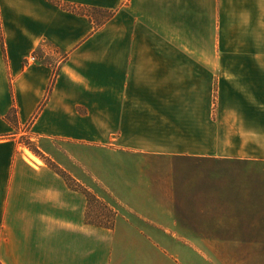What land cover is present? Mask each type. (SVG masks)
Wrapping results in <instances>:
<instances>
[{
  "label": "crops",
  "instance_id": "obj_1",
  "mask_svg": "<svg viewBox=\"0 0 264 264\" xmlns=\"http://www.w3.org/2000/svg\"><path fill=\"white\" fill-rule=\"evenodd\" d=\"M64 3L114 14L96 29ZM243 17L247 54H221ZM227 223L264 264V0H0L2 264H195L160 240Z\"/></svg>",
  "mask_w": 264,
  "mask_h": 264
},
{
  "label": "rangeland",
  "instance_id": "obj_2",
  "mask_svg": "<svg viewBox=\"0 0 264 264\" xmlns=\"http://www.w3.org/2000/svg\"><path fill=\"white\" fill-rule=\"evenodd\" d=\"M240 7L242 8V6ZM245 27V17H243L240 19V28L243 29L238 33H233V38H229L227 45L222 48L221 54H247ZM227 34L229 37L230 33ZM236 34H238V38H236ZM224 39L226 41V38ZM21 142L26 146L25 150L32 152L26 144L29 142L26 138H21ZM35 156L37 157V155ZM145 227L148 231L151 230L149 225H146ZM221 228V235H164L162 239L163 241L160 240V242L168 248H173L177 254H180L178 255L179 258H182L183 256L182 249L191 246V250L188 251V257L191 263L246 264V225L227 223L221 225ZM110 236L111 241L113 242V235Z\"/></svg>",
  "mask_w": 264,
  "mask_h": 264
},
{
  "label": "trees",
  "instance_id": "obj_3",
  "mask_svg": "<svg viewBox=\"0 0 264 264\" xmlns=\"http://www.w3.org/2000/svg\"><path fill=\"white\" fill-rule=\"evenodd\" d=\"M64 9L70 10L72 12L87 15L94 21L96 29L102 26L108 19H110L114 11H108L96 7H84L80 5L72 4H60ZM65 58V57H64ZM47 63L54 68V78L50 89L48 91L47 99L52 91V86L55 78L58 75L59 67L55 65L51 60H47ZM8 121L14 125L18 124L17 115L15 112L11 113L7 117ZM30 150L34 152L37 156L42 158L49 168L54 172L59 174L68 184V186L77 192L84 194L88 199V209L86 213V220L88 224L94 225L96 227L104 228L109 231L115 229V222L118 216L117 211L107 204L105 201L100 199L94 192L78 182L71 174H69L64 168L56 164L49 157H47L43 152H41L32 142L26 143ZM2 264V263H0Z\"/></svg>",
  "mask_w": 264,
  "mask_h": 264
},
{
  "label": "bare ground",
  "instance_id": "obj_4",
  "mask_svg": "<svg viewBox=\"0 0 264 264\" xmlns=\"http://www.w3.org/2000/svg\"><path fill=\"white\" fill-rule=\"evenodd\" d=\"M25 156L27 158V160L32 164H42V161L36 157L32 152H30L29 150H25Z\"/></svg>",
  "mask_w": 264,
  "mask_h": 264
},
{
  "label": "built area",
  "instance_id": "obj_5",
  "mask_svg": "<svg viewBox=\"0 0 264 264\" xmlns=\"http://www.w3.org/2000/svg\"><path fill=\"white\" fill-rule=\"evenodd\" d=\"M38 60H39L38 56H37L36 54H33V55L29 56V57L25 60V65H29V64H31V63H33V62H36V61H38Z\"/></svg>",
  "mask_w": 264,
  "mask_h": 264
}]
</instances>
